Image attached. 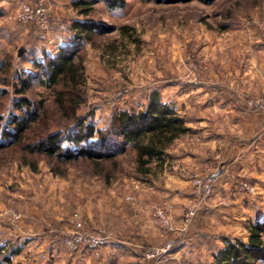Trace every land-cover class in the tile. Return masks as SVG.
Wrapping results in <instances>:
<instances>
[{
    "label": "rangeland",
    "instance_id": "374dc122",
    "mask_svg": "<svg viewBox=\"0 0 264 264\" xmlns=\"http://www.w3.org/2000/svg\"><path fill=\"white\" fill-rule=\"evenodd\" d=\"M75 1L0 0V132L17 112L19 75L38 76L36 64L65 46L75 48V61L84 69L85 103L77 115L97 130H105L110 118L121 111L143 110L154 92L177 115L185 113L183 117L190 121L199 119L195 110L202 104L203 109H210V104L193 99L196 92L207 91L218 79L254 80L261 72L257 60L247 61L246 57L250 56L248 45L264 46L260 27L264 0H125L114 8L96 0L87 14L73 6ZM22 3L43 6L47 31L16 19ZM75 23L108 30L84 32ZM20 48L25 51L18 56ZM39 80L31 84L24 97L32 103L45 99L46 124L51 128L65 126L68 123L55 107L53 94ZM200 83L207 88L197 89ZM248 100L246 107L261 113L264 122V106L250 108ZM41 128L31 130L30 140ZM198 139L200 134L183 135L171 147L178 148L176 144L181 143L196 148ZM170 150L177 154L179 149ZM205 153V159L213 158ZM218 161L213 158L211 171L204 167L183 176L176 166L153 161L150 172L143 174L136 164V151L127 146L114 161L100 167L76 162L61 165V172H57L52 161L29 156L20 147L1 149L0 255L18 250L11 264H127L112 255L115 244L121 242L138 251L137 259L129 264H216L215 255L224 248V241L247 242L250 227L259 213H264L252 204L238 213L229 199L218 203L216 191V224L211 221L214 194L200 202L193 181L216 175ZM173 167L187 187L169 177ZM231 183L240 194L252 195L254 191L249 181L236 178ZM241 183H248L251 191L240 190ZM164 204L171 207L172 227L168 232L161 231L153 217L155 209ZM188 209H194L196 215L185 224ZM202 211L206 222L195 224ZM118 224H127V228L119 229ZM131 224H140L142 229L133 231ZM83 234L109 237L110 244L87 248L75 242L76 236ZM168 242H173L170 251L157 255ZM255 264H264V258Z\"/></svg>",
    "mask_w": 264,
    "mask_h": 264
},
{
    "label": "trees",
    "instance_id": "16d2710c",
    "mask_svg": "<svg viewBox=\"0 0 264 264\" xmlns=\"http://www.w3.org/2000/svg\"><path fill=\"white\" fill-rule=\"evenodd\" d=\"M95 1L76 0L73 6L81 9L82 14H87ZM103 1L114 8L123 5L125 0ZM75 27L84 32L102 28L108 30L90 23H75ZM75 52L74 47L65 46L53 55L44 56L43 61L36 64L38 76L32 73L19 75L17 81L20 88L15 92L21 98L15 102L17 112L0 132V150L20 147L29 156L38 155L52 161L56 166L55 171L61 172V165L76 162H89L100 167L105 162L114 161L116 156L125 152L127 146H132L136 151L138 170L143 174L149 173L153 161L162 163L165 150L189 132L184 119L169 106L162 104L159 94L154 92L143 110L121 111L110 118L105 130H97L84 117L77 115L85 98L84 69L75 61ZM38 77L40 85L53 94L55 107L68 123L65 126L51 128L46 124L45 99L32 103L24 97ZM2 119L3 115H0V121ZM35 126L42 128L30 140L28 135ZM24 158L29 159L26 156ZM249 233L247 242L225 240L224 248L215 255L216 264H255L264 258V221L254 223ZM17 254L18 250L0 255V264H11L12 257Z\"/></svg>",
    "mask_w": 264,
    "mask_h": 264
},
{
    "label": "crops",
    "instance_id": "0c3cea01",
    "mask_svg": "<svg viewBox=\"0 0 264 264\" xmlns=\"http://www.w3.org/2000/svg\"><path fill=\"white\" fill-rule=\"evenodd\" d=\"M4 1V0H2ZM252 42L251 39H249ZM247 45V44H246ZM248 45L249 55L247 56V61L249 58L257 60L258 68L261 70L259 76L254 80L250 77H243L242 79H218L210 83V89L202 90V92H196L193 99L200 100V102L210 104V109H203V104L198 106V110H195L196 115H200L199 119H194L192 121L188 120L185 113L180 116L185 121V127L189 128L190 133L200 134V139L196 148L189 146L188 144H176L178 148L171 147L170 145L164 153L163 163H170L172 166H176L180 174L188 172H197V170H213L214 167L210 166L213 158L216 159L218 176V186L215 185V190L213 192L214 199L212 200V220L216 224V191L219 203L222 201H227L229 199L233 204V209L243 210L248 209L250 204L256 206L255 209L264 210V122L262 120L263 116L261 113L254 112L248 109L245 105L246 100L256 97H264V46H258L254 48ZM253 53V55H252ZM252 62V61H250ZM253 63V62H252ZM251 63V64H252ZM251 72H249L250 74ZM250 76V75H249ZM199 88L204 89L206 84L200 83ZM207 88V87H206ZM196 101V102H198ZM205 106V105H204ZM188 113V112H187ZM206 113V114H204ZM205 115V116H204ZM210 115V116H209ZM206 117H216L214 119H208ZM262 117V118H261ZM211 133L209 135V132ZM184 135V136H185ZM179 149L177 154H172L175 150ZM205 154H210L213 158L205 159ZM256 159L253 160L254 155ZM263 153V154H262ZM169 155V156H168ZM228 156L229 160H223L222 157ZM166 157V158H165ZM170 157V159H169ZM262 161H257L258 159ZM214 166V165H213ZM175 167L172 171L168 172L169 177L172 179H178L184 186V179L179 177L174 173ZM178 176V177H177ZM238 178L241 180H246L252 183L253 193L250 194H240L235 190L234 184L231 183L232 179ZM178 192V191H177ZM180 192H178L179 195ZM177 195V194H176ZM256 196V199H253ZM260 197V198H259ZM259 198V200L257 199ZM219 207V206H218ZM221 210V206L219 207ZM252 208V207H250ZM263 208V209H261ZM207 208L203 209L206 210ZM233 209H231L233 211ZM203 211L201 212V217L195 221V224H203L206 222ZM263 212V211H262ZM236 213V214H238ZM257 213V212H256ZM264 213H259L257 222H263ZM230 215H233L230 213ZM206 216V214H205ZM253 216H249L248 219H253ZM201 219V220H200ZM221 219V216H219ZM253 222V220H250ZM119 229H126L127 224H118ZM142 225L131 224V229L137 230L141 228ZM142 229V228H141ZM134 235L131 233V236ZM134 245V244H132ZM113 258L119 260L123 263L129 264L131 261L137 259L138 251L133 249L130 245L125 243H117L114 246ZM111 257V256H110Z\"/></svg>",
    "mask_w": 264,
    "mask_h": 264
},
{
    "label": "built area",
    "instance_id": "2783aa9c",
    "mask_svg": "<svg viewBox=\"0 0 264 264\" xmlns=\"http://www.w3.org/2000/svg\"><path fill=\"white\" fill-rule=\"evenodd\" d=\"M16 19L19 22L33 23L39 30L47 31V17L45 16V11L42 5L38 4L35 7L30 6V4L22 3L19 11L17 12ZM261 29L264 30V21L260 24ZM247 105L250 108H262L264 106V99L256 98L249 99ZM216 183V175L210 174L204 176L203 178H195L193 181L194 191L199 195L200 202L205 201L210 198L213 194V188ZM239 189L245 192H250L251 187L248 183H241ZM171 207L166 204L155 209L154 211V220L156 225L163 232H168L171 230L172 221L170 217ZM196 215L194 209H188L184 214L185 224H190ZM75 242L80 243L87 248H99L107 246L110 244L109 237H102L99 235L93 234H83L78 235L75 238ZM173 242H168V244L158 252L157 255L163 256L168 253L172 247ZM151 256H154L153 254Z\"/></svg>",
    "mask_w": 264,
    "mask_h": 264
},
{
    "label": "water",
    "instance_id": "95a60500",
    "mask_svg": "<svg viewBox=\"0 0 264 264\" xmlns=\"http://www.w3.org/2000/svg\"><path fill=\"white\" fill-rule=\"evenodd\" d=\"M25 49L24 48H20L18 50V56H21L24 53Z\"/></svg>",
    "mask_w": 264,
    "mask_h": 264
}]
</instances>
